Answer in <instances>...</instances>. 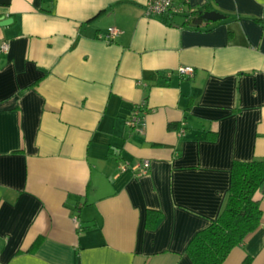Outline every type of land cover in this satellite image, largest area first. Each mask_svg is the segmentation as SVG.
<instances>
[{
    "label": "crops",
    "instance_id": "0c3cea01",
    "mask_svg": "<svg viewBox=\"0 0 264 264\" xmlns=\"http://www.w3.org/2000/svg\"><path fill=\"white\" fill-rule=\"evenodd\" d=\"M146 2L0 0V264H193L232 163L264 161V0H187L224 16L198 28ZM254 199L221 264H264Z\"/></svg>",
    "mask_w": 264,
    "mask_h": 264
},
{
    "label": "trees",
    "instance_id": "16d2710c",
    "mask_svg": "<svg viewBox=\"0 0 264 264\" xmlns=\"http://www.w3.org/2000/svg\"><path fill=\"white\" fill-rule=\"evenodd\" d=\"M204 12L205 10H192L182 16V24L198 28L203 23ZM174 15L176 14L166 13L162 16H167L164 20L169 23L168 19ZM131 115L132 112L128 118ZM263 184L262 159L232 163L229 190L223 209L206 227L197 231L186 246V255L193 264H221L233 247L257 229L261 211L254 194ZM248 263L249 260L246 259L244 264Z\"/></svg>",
    "mask_w": 264,
    "mask_h": 264
},
{
    "label": "built area",
    "instance_id": "2783aa9c",
    "mask_svg": "<svg viewBox=\"0 0 264 264\" xmlns=\"http://www.w3.org/2000/svg\"><path fill=\"white\" fill-rule=\"evenodd\" d=\"M187 0H181V4H175V0H147L145 4V13L146 15H164L166 13L169 14H187L191 12L185 4ZM118 34V30L114 28H109L107 39L114 38ZM6 44L2 45L3 49H6ZM193 69L190 66L180 67L178 69L179 74H188L191 75ZM141 111H135L132 115L126 120L127 126L131 128H137V125L141 123ZM142 165L138 167V172L140 174L146 173V168L148 166V162L146 160L142 161ZM124 168V167H122Z\"/></svg>",
    "mask_w": 264,
    "mask_h": 264
},
{
    "label": "water",
    "instance_id": "95a60500",
    "mask_svg": "<svg viewBox=\"0 0 264 264\" xmlns=\"http://www.w3.org/2000/svg\"><path fill=\"white\" fill-rule=\"evenodd\" d=\"M203 19L206 20V21H216V20H219V19H223L224 16L216 11H206L203 13ZM5 20H0V26L2 24H4ZM264 189V184L262 186V190Z\"/></svg>",
    "mask_w": 264,
    "mask_h": 264
}]
</instances>
